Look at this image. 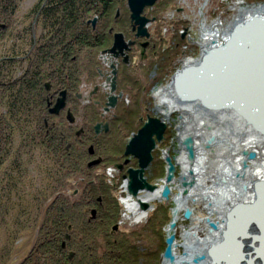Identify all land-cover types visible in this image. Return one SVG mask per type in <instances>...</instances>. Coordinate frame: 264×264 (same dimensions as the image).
I'll use <instances>...</instances> for the list:
<instances>
[{"label":"rangeland","instance_id":"obj_1","mask_svg":"<svg viewBox=\"0 0 264 264\" xmlns=\"http://www.w3.org/2000/svg\"><path fill=\"white\" fill-rule=\"evenodd\" d=\"M30 3L31 0L21 1L18 8V13L16 17H13V19L16 18V20L14 21L10 29H8L10 25L5 29L6 33L9 30H11V32L7 35V37L5 36V32V34H0V58L10 51V49L12 48V40L13 42H16L15 38L17 34L20 37L21 32L22 34L24 32V37H26L25 28L28 25V20L24 17V14H27L26 12ZM118 6L120 8L122 6L121 14L123 15H121V17L117 21H114L113 17L115 14H113L114 12L111 11L107 16L108 18H106L107 20L105 19L107 21V24L106 26H104V30L108 34V32L111 31V28L114 29L113 32H123L122 28H124L125 34L127 35V32L129 31V25L126 0H123L122 2L118 1L114 9ZM262 6H264V0H158L151 8L149 7L145 9V14L150 18L154 17L153 20H155L148 26V31L150 32L151 36L150 41L152 45H150L151 47L144 52L147 55L146 58L140 60L139 48H132L133 57L132 55H130L131 65L129 67V71H131V75L136 76L134 79V83H132V79L130 77L128 79H124L121 73H119L117 79L119 88L116 93L118 91H121L123 96L121 99H119V104L122 105L124 103V106H128L130 109L129 113H126L123 107L122 109L110 108L109 112L105 114V117H101L102 111H99L98 116H92L90 118L85 117L83 118L82 122H80V117L78 116V114H74L75 116L73 123L68 122L65 111L60 115L62 122L61 124L59 123L60 127H58V129L65 124L71 126L68 129L69 136L67 135V141H73L71 149H73V151L77 154V165L75 169L76 172L81 171L80 173H78L81 175H75V178L69 180L70 185L65 192L68 195L75 197L80 192L81 180L92 179V181H94L93 179H95L96 176L102 178V180H104V182L108 185V190H111L110 193L114 195V197H116L117 201V216L114 224H112L111 226L108 225L110 228L109 231L111 233L118 232L119 234L124 233L130 235L132 234V232L139 234L138 239L135 241V244L137 246H140V251H142L143 253L147 252L149 254V256L147 255L148 260H150L148 261L149 264H163V258L161 256L164 251L163 238H166V236L169 235V231H166V229L168 223L171 221V210H173L175 206L173 197L179 193V187H183L182 182L185 180H180L178 183H176L179 186H174V189L170 193L168 200L160 197L159 200L148 203V208L144 210V212H146L145 216L143 218H140L139 213L140 211H142V209L139 207V204H137V206L140 211L138 210L135 212H131V210L127 209V205H136L134 203L136 201L128 198L126 191L122 194L123 198H121V196L119 195L120 190H123L122 184L125 181L123 176L126 174L127 168L137 167L136 159L124 156L125 146L132 138V136L136 134L137 131L142 127L147 115H149L150 117L158 118L166 123L167 127L166 131L164 132V139L162 140V142L157 143L154 151L152 152L153 160L144 173V176L147 178V181L149 183L155 184L158 188H161L160 180L165 176L166 166L164 162L165 156L163 155V152L170 151L171 155L174 157L182 155L183 151L182 149H180V145L175 138L178 135L177 128L180 126L181 121H183L185 117L189 116L187 112L173 110L170 111L171 116H166L163 113L165 111H163V109H165L166 106L161 103L160 99L162 97L156 94V90L162 87H166L167 84L171 82L172 75L184 66L186 60L199 61L201 55L204 53V51L201 50V44L205 39L201 31L203 25L205 27H210L213 24L217 23L226 33V31L229 30L230 26L234 24L236 20L239 19V17H241L242 12H247L249 10ZM90 14L91 20L92 18L97 17L95 12ZM11 20L12 19L8 21L5 17H3L2 19V21L7 24H9ZM97 24L99 27H102L103 25L102 22L98 19ZM103 38H105L104 43H101V45L94 47V54H91V56L94 55L93 60L95 67L98 66L100 70L106 71L108 70L106 67L107 63H109L110 61L116 62V59H113L112 56L110 54H107L106 51L111 47V36L105 35ZM129 38H131V36ZM26 39L27 37L24 38L22 42H20L19 39L22 51L27 48V41H25ZM84 51L85 50H83V53H81V55L84 54ZM101 54H103L104 59L99 60L98 56ZM162 58H165V60H161ZM121 67L123 69V65H121ZM82 78V86L78 88V92L84 94V96H87L88 91L93 88V86L97 83V80L95 81V75L93 76L91 74L89 78H85V76H83ZM101 81L102 80L99 79L100 84ZM55 98L56 96L53 97V105H51L50 103L46 104L45 108L48 111L54 106L56 102ZM82 101L83 99L77 100L79 109L81 108V105L83 107L86 106V103H83ZM188 107L190 108L191 106ZM2 108L4 107L1 105L0 112L2 111ZM192 112L194 115V117L192 118V123L185 124L184 127L190 128L198 125V123L202 121L201 119L204 116L206 118H209H204L205 122H207L208 124L210 123V127L214 130H225V128H228L230 124L234 129L238 124L237 121L231 120L230 122L231 118L227 117V119L222 115L219 116V114L218 116H213L212 113L214 112H210L203 108H196L192 111H189V113ZM113 115H117L118 118L110 122L109 120L113 117ZM140 118H142L141 122ZM99 122H108L110 124V130L107 134H104L103 132L100 133L98 135V140L94 141L93 139H95V133L93 126ZM82 125L86 130V135L79 137L73 136L74 130H79V127ZM239 127L237 126V129L242 128ZM211 128H209L208 130L210 131ZM104 137H106V139ZM20 140L21 138L16 135L14 146L19 145ZM208 140L211 141L210 138ZM212 143L213 139L211 142H208V144L210 145L205 149L206 156L209 161L206 165V170L209 175L213 173V166H217V154L221 152L220 149H218V146H212ZM92 144L95 146L97 152L100 153H102L105 148H108L109 150L105 151L106 154L104 156L107 155L109 158L102 162H99L97 165H93L92 168H87L86 164L88 165V163H90L92 160L100 158V153L97 152L94 156L93 154H91L92 156L87 154L86 149H89V146H91ZM79 145H81L80 147H82V150L77 152L74 148L75 146ZM63 146L67 147L69 146V144L67 143ZM174 149L178 150L175 151ZM33 153V160L31 161L30 168L28 169L29 179H26V182L27 184H31L32 186L31 189H29L30 194L35 193L37 195H41L40 192L43 191V187L41 186V184L44 181L43 178H46L47 176L46 172L48 167L52 171V175H54L55 171L52 167L53 164H49L47 160L48 157L46 158L38 148L35 147ZM126 158H129L132 164L124 165L122 170H118L115 166L117 164H123ZM8 161L9 160L7 159V161L3 163V167L2 169H0V173L2 172L4 166L8 165ZM181 172L182 168L181 166H178L176 168L175 176L180 177ZM35 185L38 187H36ZM37 189H40L39 194L37 192ZM30 194H27L29 195V199ZM82 207L84 209V212L80 215L79 213ZM88 207L91 206H87L85 204L84 206H74L71 209L73 213H69V217L66 214V220L73 222V224H71V226L73 227L72 229H74L71 230L72 241H74L75 236L82 232L81 223H83V221H85L88 217V213L86 212L90 210H87ZM133 207L137 208L135 206ZM40 212L38 214L39 217L34 224H32V222L34 217L37 215V212L34 211L30 212V217H26V223L24 225L22 224V226L19 225L23 222H20L18 225L14 224L11 214L7 215L4 222H0V264H30L33 262V259L37 254L36 251L38 250L37 246H35V243L38 239V237L36 236V231L39 228L41 224L40 222L42 220L41 218L43 217L44 212L42 208ZM183 212L184 210L179 213L180 220L176 225L178 232L176 234L175 240L179 243L176 248V252L178 254L184 253V247L180 246V244L183 243V230H187L190 233L195 232L198 237H204L206 235V232L202 231L200 235L197 232L198 229L196 228L200 227L201 230H203V228H208V230L210 229L208 223L206 222V218H210L209 213L206 205H204L203 203H195L191 206V214L189 219L183 218ZM71 214L72 216H70ZM160 214L163 216V218L160 217ZM154 215L157 217H155ZM211 217L215 218L216 214L212 213ZM115 225L117 226V229L113 230V226ZM153 225H157L160 227L158 229L160 230V232L158 231L159 233H157V235L155 234V232L151 233L150 229L154 227ZM84 235V243H88L92 240L94 242H98V240L100 239L98 235V238L97 236L95 237L94 232H91L90 234L86 232L84 233ZM66 236L70 238L69 232L66 233ZM65 241L66 240L63 238L61 240V243H65ZM248 242L247 240H245L246 244H248ZM81 245L82 244H80V248L78 250L83 251L87 255L89 253H94V251L96 250V248H93L92 252L90 251L88 253V251L84 250ZM69 249H75L74 243H71V248ZM153 251H156V253L151 257V253ZM41 254L43 255V251H41ZM255 260L256 256H251L250 262H254Z\"/></svg>","mask_w":264,"mask_h":264},{"label":"trees","instance_id":"obj_2","mask_svg":"<svg viewBox=\"0 0 264 264\" xmlns=\"http://www.w3.org/2000/svg\"><path fill=\"white\" fill-rule=\"evenodd\" d=\"M18 1L0 0L3 5L6 4V7H15V3ZM118 1L122 2L123 0H50V6L42 17L44 27L51 31L52 35L48 39L50 44L38 54L40 67H36L34 76L31 74L30 77V74L26 72L21 77L18 87L14 85L15 81L0 96V106H5L6 109V112L0 115V169H2L3 163L7 159L9 160L8 165H5L0 173V222H4L7 215L11 214L14 224L18 225L23 222L19 225L22 226L26 223V217L29 218L30 212L34 211L37 212L32 222L34 224L39 217L41 208L43 209L41 224L36 231L38 239L35 246L38 250L33 264H149L148 261H150L147 257L149 254L140 251V246L135 244L139 234L132 232L129 235L109 231L108 225L114 224L117 216V201L102 178L96 176L94 181L92 179L81 180L80 192L75 197L65 192L70 185L69 180L81 175L78 174L81 171L76 172L75 169L77 154L71 149L73 141H67L68 129L71 126L65 124L58 129L59 123L62 122L60 115L66 108H70L73 114H78L80 122L85 117L98 116V106L93 103L78 111L79 105H77V99L73 94L77 90L80 77L89 78L90 74L96 75L94 55L91 56V54H94V47L104 43L105 35L110 36V33L107 34L104 30V26L107 24L106 18L110 12L115 14L116 10H119V16L115 17L114 15L113 17L114 21L121 17L122 6L114 9ZM94 12L103 25L99 27L97 24L92 30L91 25L86 22L91 17L90 13ZM113 30L111 28V31ZM55 32L57 33L54 34ZM63 46L65 47L63 48ZM83 50H85L84 54L81 55ZM161 60H165V58ZM46 68H48L47 73L44 72ZM129 69V67L124 68L121 75L124 79L130 77L134 83L136 76L131 75ZM45 81L51 85L50 92L45 91ZM60 90H64L68 98L65 101V109L54 115L49 113L45 107L47 102L53 105L54 94ZM123 104H119L121 107L117 105L116 109L123 107L125 112L129 113V107ZM116 118L118 116L113 115L109 121L112 122ZM80 128L82 131L78 137L86 135L83 125ZM109 130L103 133L107 134ZM77 131L74 130L73 136H77ZM16 135L21 140L19 145L14 146ZM94 138V141L98 140V136ZM104 138L106 139V137ZM67 143L68 147L63 146ZM80 146H75L74 149L79 152L82 150ZM91 146L94 156L97 150L93 144ZM35 147L46 158H50L47 160L50 165L53 164L52 167L55 171L52 175V171L48 167L46 172L48 178L47 176L43 178L41 195L39 194L40 189H37L39 195L30 194L29 189L32 186L26 182V179H29L28 169L33 160ZM106 150L109 149L105 148L102 153L97 152L100 153L101 162L109 158L107 155L104 156ZM86 152L92 156L88 148ZM86 167L92 168L87 164ZM27 194H30V199ZM84 204L91 206L87 210L95 209V217L91 218L90 210H85L88 217L81 223L82 232L72 241L71 230L74 229L71 224L73 222L66 220V214L69 217V213H73L71 209L74 206H84ZM83 212L82 207L79 214L81 215ZM160 217L163 218L161 214ZM153 226L150 229L151 233L155 232L157 235L160 232L158 230L160 227ZM67 232H69L70 238H66ZM86 232L89 234L94 232L95 237L98 235L100 239L98 242L92 240L84 243V233ZM63 238L66 240L65 248L61 247ZM163 241V248H165V238ZM71 243H74L76 250L69 249ZM80 244L88 253L92 252L93 248L96 250L87 255L78 250ZM39 250L43 251V255ZM70 251L73 253L72 258L68 257ZM155 253L156 251H153L151 257Z\"/></svg>","mask_w":264,"mask_h":264},{"label":"water","instance_id":"obj_3","mask_svg":"<svg viewBox=\"0 0 264 264\" xmlns=\"http://www.w3.org/2000/svg\"><path fill=\"white\" fill-rule=\"evenodd\" d=\"M157 0H127V7L130 11V19L132 22V28L135 30L137 26L136 36L139 37H149V33L145 25L149 20L144 16H141V13L144 11V8L151 7ZM96 18H93L92 24L94 25ZM264 31V18L260 17H251L249 20L244 22L235 23L228 34V37L219 45L212 46L207 48L204 53L201 55L199 61L193 65L187 67H182L177 70L171 78V85L175 94L178 98L185 103H195L201 102L203 109L210 112H217L222 110H232L233 114H240L248 118L252 123L253 127L264 135V123H256L254 118L250 115L251 109L246 103L242 102L246 96L249 97L250 87L253 86L256 88L259 86L262 77L264 76V53L260 48L254 46V43L251 40H247L245 36L249 31ZM214 43V41H212ZM132 42H125L122 33L113 34V44L107 49V54H110L114 58L122 57V61L126 64H129L128 55L125 51L129 50V46ZM147 43H143L141 46V56L144 57L145 46ZM250 47L255 49L253 51ZM105 52V51H104ZM103 53V52H102ZM255 53V54H254ZM255 55V56H254ZM103 56V54H101ZM256 56H259V60H256ZM255 57V59H254ZM115 63L113 62L111 66L112 78H110V83L105 85V87H110V94L107 98L106 106L104 111H107L109 107H114L117 102V97L121 96L115 95L114 91L116 88V68ZM261 70H263L261 72ZM261 72V73H260ZM251 83V85H249ZM49 85L47 84V87ZM248 99V100H249ZM65 106V95L64 92L60 93V96L56 99V102L52 108L49 109V113L57 115L61 109ZM66 118L69 123L74 122V117L71 112L68 110L66 113ZM142 120V118H140ZM166 123L161 121L158 118L146 116V120L143 122L142 127L137 131L136 134L132 136L127 145L125 146L124 156L131 157L136 159L137 167L127 168L126 174L123 176L127 182L126 192L129 196L136 198L139 192L142 191H154L157 189L155 184H151L147 181V178L144 176L145 170L148 168L150 163L153 160L152 151L155 149L157 143L161 142L164 139V132L166 130ZM82 129L80 128L76 134L79 135ZM108 131V123H97L94 125L95 137L101 132ZM210 142V140H208ZM181 145L186 152V159L191 164L195 159L194 151V142L191 136H185L181 140ZM89 153L93 154V147L89 146ZM248 159L255 157L252 152H243ZM174 158L166 155L164 157L165 166V184L162 186L160 196L161 198L168 200L171 193L169 183L174 179L176 166L173 162ZM101 161V158H97L88 163V166L97 165ZM130 159L126 158L123 164H117L115 167L118 170H122L124 165L129 164ZM243 166L245 163L243 162ZM191 173V170H189ZM193 181H183L182 186L184 187V193L188 187H191ZM253 189L256 194V200L253 203H241L239 202L236 206H233L226 213L225 228L222 232V240L219 241L216 245L211 246L206 252L200 254H195L191 258L192 264H200L202 260L206 258L207 255L211 258L210 264H251V256H256L259 263L255 264H264V259L261 258L264 255V248L261 249L257 243L263 241L264 234L262 233L263 225L259 219L251 217L249 221L244 223L241 230H238L233 235L232 241L236 242V246L239 249L231 250L232 253L236 254L235 258L231 257L229 259L224 258L223 246L226 245V240L231 235L232 223L236 220L239 214L248 215L251 214L258 206L260 202L261 193L264 191V181H258L253 184ZM99 199V198H98ZM139 207L142 210L148 208V203L143 201H138ZM171 221L168 223L167 230L171 231L175 228V214L174 209L171 210ZM91 218L95 216V209L90 211ZM190 210L185 209L183 212V218L189 219ZM240 216V215H239ZM250 218V217H249ZM247 219V218H246ZM244 219L243 221H246ZM206 222L213 229H216L217 226L215 223L210 222L206 218ZM255 223L259 233L255 235L247 234L244 232L248 225ZM261 228V229H260ZM117 226H113V230H116ZM261 230V231H260ZM261 235L263 238H261ZM68 238V236H66ZM242 239L250 241L248 246L251 247L249 251L242 252L241 245ZM174 241L175 234H169L165 238V248L162 253L163 261L168 263H173L175 260L174 256ZM62 248L65 247V243H61ZM263 250V251H262ZM261 253V256L260 254ZM73 253L69 252L68 257L72 258ZM260 256V258H259Z\"/></svg>","mask_w":264,"mask_h":264},{"label":"bare ground","instance_id":"obj_4","mask_svg":"<svg viewBox=\"0 0 264 264\" xmlns=\"http://www.w3.org/2000/svg\"><path fill=\"white\" fill-rule=\"evenodd\" d=\"M251 17L264 18V6L257 7L247 12H242L241 17H239V19L236 20L235 23L244 22L246 20H249ZM234 24L230 26L229 30L226 31V33L217 23L213 24L210 27H205L203 25L201 31L205 39L201 44V50L205 51L207 48L219 45L223 41H225ZM245 38L248 41L251 40L254 43L256 49L257 47L260 48V52L264 50V31H258L257 29H254V31H249ZM212 41H214V43H212ZM250 48L255 51V49H253L252 47ZM262 53H264V51H262ZM256 60H259V56H256ZM196 62L197 60L187 61L184 63V67L193 65ZM262 69L264 70V67ZM263 70H261V72ZM249 85H251V83ZM250 88V99L248 96H246L241 100H243L242 102L246 103L248 107H251V109H247V111H250V115L254 118L255 122L261 125L264 123V76L262 77V80L258 87L255 88L252 83V86ZM156 91V94L162 97L160 99L161 103L166 106L165 109H163V111L165 110L163 113L166 116H171V110L187 112L189 116L185 117V119L181 121L180 126L177 128L178 135L175 138L180 145V149H182L183 151L182 155L174 157L171 155L170 151L163 152L164 156L169 155L174 158L173 162L176 168L178 166H181L182 168L180 177L174 176V179L168 184L171 192L173 191L174 186H179L176 183H178L180 180L193 181L192 186L188 187L185 193L183 187H179V193L173 197V200L175 202V224L177 225V223L179 222V213L182 210H190L193 204L201 202V204L203 203L207 207L210 217L208 219L210 220V222L215 223L217 226L216 229H213L209 226V230L208 228H203V230H201L200 227H197L196 229H198L197 232L199 234L202 231L206 232V235L204 237H198L195 232L190 233L187 230H183V243H181L180 246L184 247V253L178 254L176 252V248L179 243L175 240V246L173 249L175 256L174 262L168 263L163 261V264H192L191 258L195 254H200L203 251L206 252L211 246L216 245L219 241L222 240V232L225 228L226 213L233 206H236L239 202L250 204L256 200V194L253 189V184L258 181H264V135L253 127V125L251 124L252 122L248 118L240 114H233L232 110L217 111L212 113V115L218 116L219 114V116L222 115L226 118H231L230 122L231 120L237 121V126L242 127H239L240 129H237V126L233 129L232 125L230 124L228 128H225V130H214L210 127V123L208 124L207 122H205V119H209L205 116L201 119L202 121L199 122L198 125L190 128L184 127L185 124L192 123V118L194 117L193 112L189 113V111H192L196 108H202V103L200 101L195 103L182 102L175 94L171 83H168L166 87L159 88ZM188 106L191 107L189 108ZM209 128H211L210 131L208 130ZM184 136H191L194 142L195 159L191 164L187 161L183 147H181V140L184 138ZM209 138L211 139V141L213 139V143L211 145H217L218 149H220L221 151L217 154V166H213V173H211L210 175L206 170V165L209 161L205 152L206 147L210 145L207 142ZM174 150L177 151L178 149ZM244 151H246L247 153H254L255 157L252 159H248L247 156L243 154ZM243 162L245 163V166H243ZM129 164H132V162H129ZM189 170H191V173L189 172ZM160 183L161 188L157 187V189H155L154 191L139 192L136 198L128 195V198L136 202L143 201L147 203L159 200L161 197L160 191L162 189V186L165 184L164 178L160 180ZM127 207L130 208L131 212L139 210L137 205H135V207L137 208H134L133 205H128ZM145 213L146 212H144V210L140 211L139 217L143 218L145 216ZM212 213L216 214L215 218L211 217ZM239 215L232 223V233L231 235H229V238H227L226 245L223 246V255L225 259H229L230 257L232 259L236 257V254L232 253L231 250L239 249V247L236 246L235 241H232L233 235L236 231L241 230L244 223L249 221L251 217L260 220L263 225L262 233L264 234V191L261 193L260 202L257 208L248 215L250 218L246 217L247 215ZM244 219H246V221H243ZM176 225L173 230H168V234H175V239L178 232ZM245 233L250 234L251 236L259 233V230L256 224L252 223L247 226L244 234ZM261 238H263L262 235ZM248 241L249 239H247V242ZM242 242L243 243L240 248L241 251H249L251 247H249L245 243V240L242 239ZM258 245L261 249H263L264 240L259 241L257 243V247ZM259 254L261 256V253ZM261 258L264 259V255ZM256 261L257 263H259L258 258H256L254 262L249 263L255 264ZM210 263L211 258L209 257V255H207L200 264Z\"/></svg>","mask_w":264,"mask_h":264},{"label":"flooded vegetation","instance_id":"obj_5","mask_svg":"<svg viewBox=\"0 0 264 264\" xmlns=\"http://www.w3.org/2000/svg\"><path fill=\"white\" fill-rule=\"evenodd\" d=\"M21 1L22 0H19L18 2H16L15 7H6V4L3 5L2 2H0V34L4 33V32L6 33L5 29L7 28V26L10 25L8 29H10L12 27V24L16 20V18L13 19V17L14 16L16 17ZM49 1L50 0H31V3L29 4L28 10L26 12L27 14H24L25 15L24 17L27 18V20H28V25L25 28L26 29V37H27V39L25 41H27V48L23 51L21 50L19 39H20V42H22L24 40V38H26V37H24V32H23V34L21 32L20 37L17 34V36L15 38L16 42H13V40H12V48L10 49V51L7 52L6 54H4V56H2L0 58V96L2 94H4L5 89H7L9 87V85H13L15 81H16V83L14 85L18 87L21 77L26 72H28V74H30V77H31V74H33V76H34V72H35L36 67H40V60H39L38 54L40 51L46 49V47L50 44L48 39L52 35L51 31H49L47 28L44 27V22H43V17H42L44 15V12H46L48 10V7L50 6ZM126 7H127V0H126ZM146 8H149V7H146ZM146 8H144V11L141 13V16H144L145 18H147L149 20L154 19V17L150 18L145 14ZM127 10H128L127 14H128V25H129V31L127 32V35L125 34L124 28H122L123 32H121V31H115V32L109 31L110 36L112 38L111 46L113 44V34L118 33V32L122 33L125 42H132V44L129 46V50L125 51V53L128 55V58H129V64L124 63L122 61L121 56H119L118 58H115L117 63H115L116 88H115L114 94L115 95L121 94V96L117 97V102H116V105L113 107V109H115L117 107V105H119V99H121L123 97L121 91H118L116 93V91L119 88V86L117 84V79H118L119 73H121L124 70V68H128L131 65L130 55L133 54L132 48L133 47L139 48V58H140V60H143L146 58L147 55L144 53V57L141 56L142 44L145 42L147 43V45L145 46V51L151 47L150 45H152L151 41H150L151 36H150V32L148 31V26L151 22H153L155 20L149 21L145 25L147 32L149 33L148 38L141 37V36L137 37L136 36L137 26L135 27V30H133L132 22L130 19V11H129L128 7H127ZM118 16H119V10H117L115 13V17H118ZM3 17H5L8 21L10 19H12L11 20L12 23H11V21L9 22V24L3 22L2 21ZM97 19L98 18L96 17V21H95L94 25L92 24L93 18H92V20H91V18L88 19L86 24L91 25L92 30H94L96 25H97ZM60 28H61V26H60ZM10 32H11V30L7 31L6 34L4 33L5 36L7 37V35ZM56 33L57 32H55L54 34H56ZM130 36H131V38H129ZM12 38H13V35H12ZM64 47L65 46H63V48ZM98 57H99V60L104 59L103 56H101V55H99ZM132 57H133V55H132ZM112 58L114 59V57H112ZM113 62H115V61H113ZM113 62L112 61H110L109 63L106 62L107 63L106 67L108 69L106 71L100 70L98 68V66L95 67L96 68L95 81L97 80L96 81L97 85L95 84L93 86V88L90 91H88L87 96H84V94H81L80 92H78V88H80L82 86V82H83L82 77H80V81L78 82L77 90L73 94L77 100L83 99L82 102L83 103L85 102L86 105L92 104V103L97 105L99 111H102L101 117H105V114L109 112L110 108H112V107H109V109L107 111H104V107L106 106L107 98L109 95H111L110 94V87H105V85H108V83H110V78H112V76H113L112 75L113 67L111 66V64ZM121 65H123V69H122ZM44 72L47 73L48 68H46V70H44ZM99 79L102 80L101 84L99 82ZM47 84L49 85L48 87H47ZM44 87H45L46 92L51 91V85L48 81L44 82ZM61 92H64L65 101H66V99L68 98V95L64 90H60L58 93H56L57 95L54 94V96H56L55 99H57L60 96ZM47 100H48V98H47ZM47 104H49V102H47ZM65 106H66V102H65ZM65 106L63 109H65ZM3 107L4 108H2L0 115L6 112L5 106H3ZM82 107L83 106L81 105V108H80L81 110H82ZM63 109H61V110H63ZM80 109H79V111H80ZM68 110L71 112V114L74 117L75 115L72 113L70 108L65 109V114L67 113ZM79 113H81V112H79ZM108 130H109V123H108ZM94 137H95V135H94ZM136 163H137V161H136Z\"/></svg>","mask_w":264,"mask_h":264},{"label":"built area","instance_id":"obj_6","mask_svg":"<svg viewBox=\"0 0 264 264\" xmlns=\"http://www.w3.org/2000/svg\"><path fill=\"white\" fill-rule=\"evenodd\" d=\"M188 60H186L185 62H187ZM122 188H123V190L121 191L120 190V192H119V195L121 196V198H123L122 197V194L123 193H125V191H126V188H127V182H126V179H125V181L123 182V184H122ZM127 193V192H126ZM128 195V194H127ZM136 205H137V202H134ZM126 205V204H125ZM128 206V205H127ZM133 206H135V205H133ZM127 209H129L130 210V208H128L127 207Z\"/></svg>","mask_w":264,"mask_h":264}]
</instances>
